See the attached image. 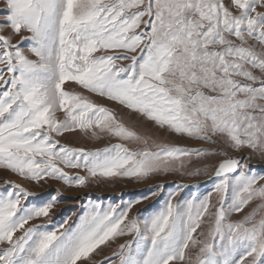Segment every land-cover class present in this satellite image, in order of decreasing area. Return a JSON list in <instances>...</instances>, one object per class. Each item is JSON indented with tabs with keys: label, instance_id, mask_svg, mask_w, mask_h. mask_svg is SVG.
<instances>
[{
	"label": "snow or ice",
	"instance_id": "1",
	"mask_svg": "<svg viewBox=\"0 0 264 264\" xmlns=\"http://www.w3.org/2000/svg\"><path fill=\"white\" fill-rule=\"evenodd\" d=\"M0 169L76 188L213 183L54 222L59 189L4 180L0 264H264V0H3ZM152 198L163 206L132 214Z\"/></svg>",
	"mask_w": 264,
	"mask_h": 264
},
{
	"label": "rangeland",
	"instance_id": "2",
	"mask_svg": "<svg viewBox=\"0 0 264 264\" xmlns=\"http://www.w3.org/2000/svg\"><path fill=\"white\" fill-rule=\"evenodd\" d=\"M3 8V0H0V9ZM99 99V98H98ZM101 103H108L107 101L100 100ZM167 136V133H160ZM176 139V138H172ZM62 143H67L70 146H85L88 148L104 147L108 141H88L79 136L78 134H66L65 138L61 140ZM182 145L189 147H200L201 145L190 140H179ZM243 155V153L241 154ZM252 164H260V161L253 160ZM75 171V170H74ZM83 174V173H81ZM4 180H13L16 183L24 184L30 191L37 195H43L52 191V189H59L60 195L64 197L63 202L56 206L55 214L53 215V221L58 218L70 215L72 212H76L77 215L86 208L89 203H100L103 206H107L109 203H117L120 205L127 204L130 200H134L137 197L142 196L150 188L155 187L158 184L166 185L165 191L174 190L175 183H183L190 185L185 192L200 195L213 187L212 179L210 176L200 175L196 177L169 174L167 176H157L148 179L144 182H135L132 180H117V181H91L87 187L76 188L63 185L60 182L50 181L42 185L28 184L22 178L9 173L6 170L0 169V189L5 187ZM182 195L185 193L182 192ZM59 198V197H58ZM164 201L160 200L157 203V198H152L143 201L141 204L136 205L132 214H140L143 219L149 212L154 211L163 206ZM148 210L146 212L145 210ZM75 219V217H73ZM122 242L118 241L117 243ZM115 247V245H113ZM110 251V250H109ZM108 254V253H106Z\"/></svg>",
	"mask_w": 264,
	"mask_h": 264
}]
</instances>
